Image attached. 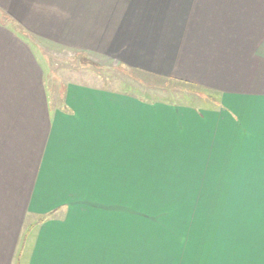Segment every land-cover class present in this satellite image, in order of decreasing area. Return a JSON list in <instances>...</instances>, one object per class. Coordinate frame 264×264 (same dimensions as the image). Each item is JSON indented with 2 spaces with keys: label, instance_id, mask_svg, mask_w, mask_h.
I'll list each match as a JSON object with an SVG mask.
<instances>
[{
  "label": "crops",
  "instance_id": "crops-1",
  "mask_svg": "<svg viewBox=\"0 0 264 264\" xmlns=\"http://www.w3.org/2000/svg\"><path fill=\"white\" fill-rule=\"evenodd\" d=\"M42 43L219 97L57 88ZM188 178L172 243L137 204ZM0 264H264V0H0Z\"/></svg>",
  "mask_w": 264,
  "mask_h": 264
},
{
  "label": "rangeland",
  "instance_id": "rangeland-1",
  "mask_svg": "<svg viewBox=\"0 0 264 264\" xmlns=\"http://www.w3.org/2000/svg\"><path fill=\"white\" fill-rule=\"evenodd\" d=\"M41 47L45 55L44 71L47 69L50 71L49 78L53 79L50 83L55 86L59 84L57 88H64L68 83L81 84L134 95L148 102H166L200 110H210L219 97L218 93L208 91L204 92L205 98L199 95L196 97L183 85H165L155 78L136 75L119 67L106 66L105 63L82 54L75 55L73 51L63 47L46 43H42ZM38 56H42L39 51ZM166 184L169 185L166 188L150 189L149 198L141 197L137 210L154 213L156 218L166 217L165 220H160L166 223L162 224V231L169 234L170 242L174 243L178 242L179 228H192L195 212L203 211V207L194 202L193 180L189 178L186 182L170 180L166 181ZM180 184L184 186L180 188ZM143 199H153L154 202H141ZM159 233L160 231L156 230V234Z\"/></svg>",
  "mask_w": 264,
  "mask_h": 264
},
{
  "label": "trees",
  "instance_id": "trees-1",
  "mask_svg": "<svg viewBox=\"0 0 264 264\" xmlns=\"http://www.w3.org/2000/svg\"><path fill=\"white\" fill-rule=\"evenodd\" d=\"M130 72H133V71H130ZM133 73L136 74V75H141L143 77L148 76V77H151V78H155L157 81L162 82L165 85H179V86L183 85V86H185L187 88V91L193 92V94L196 97H197V95H199L200 97L205 98L204 92H206V91L204 89H202L200 87H197V86H194L192 84H188L186 82L178 81V80H174V79H167V78H162V77H154V76H149V75H143V74H140V73H137V72H133ZM200 97H198V98H200Z\"/></svg>",
  "mask_w": 264,
  "mask_h": 264
}]
</instances>
